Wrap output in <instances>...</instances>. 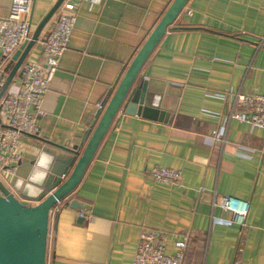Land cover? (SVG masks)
Masks as SVG:
<instances>
[{
	"label": "crops",
	"instance_id": "crops-1",
	"mask_svg": "<svg viewBox=\"0 0 264 264\" xmlns=\"http://www.w3.org/2000/svg\"><path fill=\"white\" fill-rule=\"evenodd\" d=\"M54 2L33 0L32 30ZM170 2L77 3L36 118L38 134L20 137V160L1 179L19 187V201L35 203L19 193L37 192L51 155L68 154L59 147L82 149L97 104L110 96ZM9 5L0 0V18ZM37 57L35 44L26 58ZM139 80L148 103L167 111L166 121L115 114L65 199L87 205L82 220L65 200L49 212L45 264H130L142 228L165 231L168 254L172 241L185 235L189 264H264V130L229 118L224 141H208L209 129L231 111L234 94H264V0H187L140 67ZM154 166L178 170L181 185L153 181ZM220 196L246 202L242 226L215 220L228 216L211 206Z\"/></svg>",
	"mask_w": 264,
	"mask_h": 264
},
{
	"label": "built area",
	"instance_id": "built-area-1",
	"mask_svg": "<svg viewBox=\"0 0 264 264\" xmlns=\"http://www.w3.org/2000/svg\"><path fill=\"white\" fill-rule=\"evenodd\" d=\"M80 1L93 4L100 0H62L55 10L56 16L48 31L41 40L34 43L38 46V57L28 59L26 55L20 65L19 84L15 89H10L15 78L13 77L0 96V179L5 178V174L12 171L13 165L20 160V137L38 134L36 118L43 114V95L48 90L59 58L67 47L77 15V3ZM32 2L33 0H10L7 15L0 18V87L7 77L4 71L5 63L31 36ZM232 101V108L227 117L223 118L219 125L209 129V143L224 141L226 122L229 118L264 130V94L236 93ZM104 104L105 101H102L96 108L102 109ZM149 175L158 183L181 185L180 172L170 167L154 166ZM56 204L50 210H57ZM211 206H217L228 214L226 218H215L217 222L243 225L247 211L245 201L231 196H220L211 202ZM79 215L83 216V212L79 211ZM165 234L161 229L142 228L130 264H189L184 259L186 236L174 239V252L168 254L165 252ZM241 236L240 230L239 237Z\"/></svg>",
	"mask_w": 264,
	"mask_h": 264
},
{
	"label": "water",
	"instance_id": "water-1",
	"mask_svg": "<svg viewBox=\"0 0 264 264\" xmlns=\"http://www.w3.org/2000/svg\"><path fill=\"white\" fill-rule=\"evenodd\" d=\"M61 1L55 0L35 25L29 40L15 50L5 63L4 71L7 77L0 87V96L13 77H20L22 61L38 40L42 27ZM186 1L171 0L161 14L129 61L118 83L105 100L103 108L95 112L94 120L84 133L85 143L82 149L76 150L75 145L70 148L59 147L68 154L65 156L51 155L49 163L43 169L42 177L35 184L37 192L31 195L26 189L20 191V197L33 201L34 204L19 201L15 195L19 192V187L17 185L8 187L0 179V264H45L50 209L57 202L65 200L75 188L118 111L124 114L140 115L147 119L166 121L167 111L148 103L145 81H135V79L140 67ZM63 204L76 212L77 220H82L83 216L79 215V211L86 208V204L76 199L65 200Z\"/></svg>",
	"mask_w": 264,
	"mask_h": 264
}]
</instances>
